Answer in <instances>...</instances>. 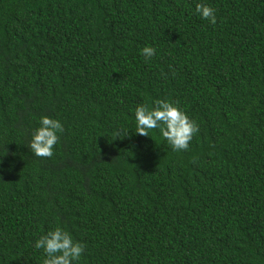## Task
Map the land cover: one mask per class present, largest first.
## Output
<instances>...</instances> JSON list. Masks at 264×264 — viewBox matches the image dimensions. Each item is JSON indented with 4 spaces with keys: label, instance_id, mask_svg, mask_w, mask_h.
<instances>
[{
    "label": "trees",
    "instance_id": "obj_1",
    "mask_svg": "<svg viewBox=\"0 0 264 264\" xmlns=\"http://www.w3.org/2000/svg\"><path fill=\"white\" fill-rule=\"evenodd\" d=\"M157 99L196 122L186 150L135 134ZM0 161V264H43L57 226L73 264H264V0H0Z\"/></svg>",
    "mask_w": 264,
    "mask_h": 264
},
{
    "label": "clouds",
    "instance_id": "obj_2",
    "mask_svg": "<svg viewBox=\"0 0 264 264\" xmlns=\"http://www.w3.org/2000/svg\"><path fill=\"white\" fill-rule=\"evenodd\" d=\"M195 12L201 19L215 23V10L211 6L197 3ZM141 53L146 59H150L155 54V49L144 46ZM134 118L135 134L150 136L151 130H158L160 137L171 146L173 151L186 150L193 135L198 131L196 122L167 99H157L151 107L147 104H138L134 109ZM38 124L39 126L31 134L28 147L37 157H51L53 147L58 141V133L63 131V124L60 120L47 115L41 116ZM128 134L127 128H120L116 132V137L123 139ZM34 248L43 250V264H73V261H77L84 251L83 244L74 240L68 231L59 226L36 239Z\"/></svg>",
    "mask_w": 264,
    "mask_h": 264
}]
</instances>
